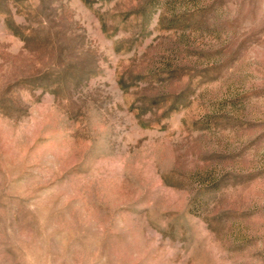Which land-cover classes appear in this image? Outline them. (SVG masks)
<instances>
[{
    "label": "rangeland",
    "instance_id": "374dc122",
    "mask_svg": "<svg viewBox=\"0 0 264 264\" xmlns=\"http://www.w3.org/2000/svg\"><path fill=\"white\" fill-rule=\"evenodd\" d=\"M0 264H264V0H0Z\"/></svg>",
    "mask_w": 264,
    "mask_h": 264
}]
</instances>
